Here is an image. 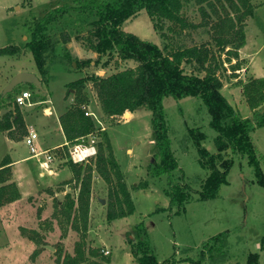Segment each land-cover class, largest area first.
<instances>
[{
    "label": "rangeland",
    "instance_id": "rangeland-1",
    "mask_svg": "<svg viewBox=\"0 0 264 264\" xmlns=\"http://www.w3.org/2000/svg\"><path fill=\"white\" fill-rule=\"evenodd\" d=\"M228 1H216L218 9L222 8V4L224 7H229ZM251 1L256 8L254 15L247 21L246 42L239 50L241 69L235 74L231 65L227 64L229 70L221 69L218 72L223 80V94L244 117H251L253 112L247 103L240 81L246 82L253 77L264 78V0ZM71 2L73 0H0V48L13 46L20 49L19 53L14 55H0V79L4 80L5 77L7 79L11 74L16 75L18 70L39 74L44 90L36 85L22 84L14 90L8 107L3 108L15 111L17 105L15 96L21 91H30L32 103L39 102V104L18 106L23 118L27 113L31 124L43 121L44 108L50 105L46 103L47 101L56 107L52 117L55 120L58 110L65 107L66 111L70 106L77 104L78 98L72 83L80 78L88 79L83 90L86 97L83 105H86L89 111L96 113L100 122L94 121L95 130L91 133V137L88 135L84 138L85 144H93L98 150V142L103 139V133H108L134 201L135 211L128 217L109 221L107 219L108 186L104 191H100L97 187L99 196L105 199L106 203L103 204L95 199L91 231L89 234V226L86 243L88 238L89 243L97 238L100 245L106 244L111 248V264H131L132 253L128 235L134 232L136 224L143 222L152 248L161 260L174 257L177 264H188L191 259L198 256L204 241L216 234L226 232L229 240L227 258L216 262L205 260L201 264H244L251 252H258L259 262L264 264V183L259 181L255 168L249 164L247 156L235 154L231 150L225 152L226 157L233 159L228 183L221 186L217 197L206 201L199 200L203 181L210 171L200 162L191 130L195 128L202 130L206 134L203 146L210 152L217 153L214 141L216 131L209 125L211 115L199 98L165 99L172 150L179 164V169L175 170L173 177L175 181L187 184L192 195L184 210L176 213V207L170 209V198L166 194L168 177L154 178L148 174V167L157 152L152 136V112L142 107L134 112L127 111L123 115L104 114L93 80H89L95 75L108 76L137 65L135 61H125L116 55L100 58L98 53L88 48L86 36L93 27L94 18H86L85 14L77 16L79 13L76 10L65 15L67 20L73 21L67 23L61 20L49 31L52 48L47 54L45 72L39 71L32 51L28 47L34 22L47 11ZM204 7L212 17L211 7L206 4ZM186 11L195 23L210 20V17L204 18L195 0L188 2ZM123 29L160 46L167 43L154 28L145 9L130 21H126ZM212 33L210 25H203L196 30H187L174 41L182 43L183 46L210 43L219 53ZM221 56L222 59L226 58L224 52H221ZM87 60L92 62L87 63ZM235 62L236 60H233V63ZM105 63L108 64L104 65ZM7 85H3L0 94ZM3 109L0 107V111ZM28 130L24 120V125H16L13 129L16 139L0 131V166L5 158L15 159L30 155L28 146L22 140ZM252 138L258 149L260 166L264 174V126L256 128L252 132ZM93 139L94 143H92ZM43 140L46 146H52L62 143L64 137L57 132L48 131ZM52 152L54 161L61 166L71 160L68 146L53 149ZM96 156L97 153L83 163L94 162ZM32 164L34 160H29L23 166H33ZM25 171L31 180L38 179L37 171L34 169L26 168ZM69 173L70 169L64 168L59 179L65 180L70 176ZM13 178L12 175V181ZM64 182L48 187L44 195H31L30 199L26 196L18 206L0 209V264H58L56 248H62L64 252L75 249L79 235L69 229L63 237L61 226L58 220L53 219L51 213L54 211L55 201L65 199V194L60 192V189L73 192L72 184L64 186ZM49 189L53 192H49ZM35 219H38L39 227L31 228ZM21 225L37 230L42 238V244L38 245L24 236ZM54 225L59 229L56 232ZM48 245L55 249L47 247ZM37 248L40 253L34 256L33 252ZM104 256L110 259L111 253Z\"/></svg>",
    "mask_w": 264,
    "mask_h": 264
},
{
    "label": "trees",
    "instance_id": "trees-1",
    "mask_svg": "<svg viewBox=\"0 0 264 264\" xmlns=\"http://www.w3.org/2000/svg\"><path fill=\"white\" fill-rule=\"evenodd\" d=\"M189 1L73 0L38 17L32 27L31 40L28 42L37 68L44 73L47 54L52 48L49 31L61 20L71 23L73 20H67L64 16L76 10L79 13L77 16L85 14L86 18H94L93 27L86 36L90 50L98 53L100 58L116 55L122 60H132L137 63L134 67L108 76L95 75L89 80H93L104 114L123 115L127 111L134 112L142 107L152 112V136L157 152L148 167V174L154 178L168 177L166 194L170 198V209L176 207V213L184 210L192 195L187 184L175 181L173 177L175 170L179 169V164L172 150L165 110L167 98L175 100L187 97L199 98L211 115L209 125L216 131L214 141L217 153H212L203 146L206 134L202 130L199 128L191 130L200 162L210 171L203 181L199 200L206 201L217 197L221 186L228 183L233 159L224 154L229 150L247 156L249 164L255 168L259 181L264 183L258 149L252 138V132L264 126V78L253 77L246 82L240 81L247 103L253 112L251 117H244L223 94V80L218 73L221 69L229 70L227 64L231 65L235 74L241 69L239 50L246 42L245 28L248 19L254 15L256 7L251 0H229V7H224L222 4L221 9H218L216 1L222 0H195L204 18L212 19L211 22L206 20L195 23L186 11ZM205 4L211 7L212 17L204 7ZM144 9L147 10L154 28L166 40L164 46L142 39L123 29L127 20L137 16ZM203 25H210L212 38L219 53L210 43L183 46L182 43L174 41L187 30H196ZM19 51L18 47L7 46L0 48V55H14ZM221 52L226 54L225 59H222ZM233 60L236 62L233 63ZM87 81L88 79L80 78L72 83L78 103L67 108L60 117L69 144H75L95 130L94 120L85 115L82 107L86 101L83 90ZM13 95L14 91L4 97L0 94L2 109L8 107ZM16 125H24V118L18 105L15 111L9 109L0 120V131L7 132L11 138L16 139L17 136L13 133ZM27 134L28 131L25 135ZM68 164L72 169L73 177L63 184H72L73 192H68L64 201L58 199L55 201L52 217L58 220L63 237L69 229H72L77 232L79 239L75 243L74 254L56 248V262L108 264L110 259L105 257L99 248L87 251L86 238L95 173H98L108 186L107 219L109 221L128 217L135 211L134 201L108 133H103V139L98 142L94 162L85 164L70 160ZM11 166L12 161L9 157L5 158L0 166V207L22 197L18 184L12 181ZM49 192L52 193L53 190L49 189ZM21 232L38 245L42 244V238L37 230L21 227ZM128 237L134 264H177L174 257L164 260L157 257L143 222L136 224L134 232ZM228 246V234L226 232L216 234L203 242L198 256L191 259L188 264H201L205 260L224 261L228 256ZM39 253L37 248L33 255L37 256ZM259 260L260 254L251 252L244 264H260Z\"/></svg>",
    "mask_w": 264,
    "mask_h": 264
},
{
    "label": "crops",
    "instance_id": "crops-1",
    "mask_svg": "<svg viewBox=\"0 0 264 264\" xmlns=\"http://www.w3.org/2000/svg\"><path fill=\"white\" fill-rule=\"evenodd\" d=\"M130 20L131 19L127 20V22ZM21 71H24V70H18V73ZM11 75L7 79H6V77L4 80H3V78L0 79V83H1L0 84V90L4 88L3 85H7L9 83V81L11 80L13 75H15V74H13L12 76ZM38 77H39V74H38ZM46 103L50 104V105H47L44 108L43 121H41L40 123L31 124V122H29V120H28L27 113L24 115V120L26 121V125L29 129L28 132L31 130H34L39 134V139L37 140V145H38L39 149H41V150H43V149H57V148L67 147V146H65L67 143L66 136L64 134V131H63V128L61 125V121H60V116L65 112L66 108L63 107L61 110H58L59 113H58L57 119L55 120L52 117L55 113L56 107H54V105L51 104L49 101H47ZM33 104L37 105V104H39V102L33 103ZM1 119L2 118H1V111H0V120ZM48 131H50V132L54 131V132H57L58 134H62L64 137V141L62 143L53 144L52 146H46V143L44 144L45 141L43 140V138L45 137V133H47ZM5 133H7V132H5ZM22 140L25 141V139H22ZM25 144H26V142H25ZM113 148H114V145H113ZM29 160H34V164H32L33 166H31V165L26 166V167H25V165L23 166V164H25L26 162H29ZM11 161H12L11 167H12L13 177H14L13 181H15L18 184V186L21 190V193H22V198L17 200V201L5 204L4 206L0 207V209L18 206L20 201L23 198H25L26 196H29V199H30L31 195H35V194L36 195H39V194L44 195L46 193L45 190L48 187H50L52 185L54 187L58 183H61L63 181H67L73 177L72 169L68 163L61 166V165H59V163L54 161V162L50 163L49 165H47L44 163L43 158L39 159L37 157H34L31 154V152H30V155H28V156L11 159ZM66 167L70 169V173H69L70 176L67 177L65 180H60L59 177L61 176L64 168H66ZM26 168L27 169L32 168V169H34V171H37L36 173H37L38 179L36 181L31 180L30 176H28L26 174V171H25ZM65 185L68 186L69 184H65ZM97 187L100 189V191H102V190L104 191V189H106V187H107V184L97 173H95L94 179H93L92 197H91V205H90L89 234L91 231V224H92V218H93L92 210H93V207L95 206V199L100 200V198H101L99 196V193L97 192V190H98ZM60 192H63L66 195L69 191L67 189H62V190H60ZM55 194L57 195L58 192H56ZM47 197L49 200V196H47ZM47 212H48V210H47ZM51 213H53V211ZM21 226L27 227L25 225L24 226L21 225ZM37 227H39V223H38V219H35L34 225L31 228H37ZM28 228H30V227H28ZM57 230H59V229H57L56 225H54V231L56 232ZM75 233L77 234V232H75ZM89 241H90V239L88 238L87 251H89L90 249H94V248L98 249L100 247H103L100 250V252L101 253L103 252V255H104L105 249L110 250V253H111L110 261L112 260V251H111V248L109 246H107L106 244L100 245L99 242H97V238L95 239L94 242L89 243ZM67 252L74 254V250H69ZM134 263H135V261H134L133 255H132L131 264H134ZM109 264H111V262H109Z\"/></svg>",
    "mask_w": 264,
    "mask_h": 264
},
{
    "label": "built area",
    "instance_id": "built-area-1",
    "mask_svg": "<svg viewBox=\"0 0 264 264\" xmlns=\"http://www.w3.org/2000/svg\"><path fill=\"white\" fill-rule=\"evenodd\" d=\"M32 93L30 91H21L19 92L15 97V103L19 106H31L33 103L31 101ZM85 110V115L88 117H91L94 121L100 122V119L96 113L93 111H89L88 107L86 105L82 106ZM91 137V134L89 135ZM83 137L80 139V141L76 142L75 144H69V142L66 143V146L70 149V159L74 162L83 163L85 161H88V158L91 156L96 155L97 150L95 145H87L85 144ZM25 142L27 146L29 147V150L31 154L34 157H37L39 159L43 158L44 163L49 165L50 163L54 162L55 157L52 152L53 149H39L37 145V140L39 139V134L31 130L28 132L27 135H25ZM83 140V141H81ZM95 140H92V143H94ZM105 254L110 253L109 250H104Z\"/></svg>",
    "mask_w": 264,
    "mask_h": 264
},
{
    "label": "water",
    "instance_id": "water-1",
    "mask_svg": "<svg viewBox=\"0 0 264 264\" xmlns=\"http://www.w3.org/2000/svg\"><path fill=\"white\" fill-rule=\"evenodd\" d=\"M22 84H31V85H36L37 87H39L41 90H44L43 88V84L41 82V79L38 77V75H36L33 72H29V71H21L19 73H17L12 79L11 81L8 83V85L5 87L2 96H6L8 93L13 92L18 86L22 85ZM8 111V109H3L1 111V115L3 117L4 113H6ZM101 203L105 204L106 200L103 198H100ZM47 247L51 248V249H55L52 246L48 245Z\"/></svg>",
    "mask_w": 264,
    "mask_h": 264
}]
</instances>
